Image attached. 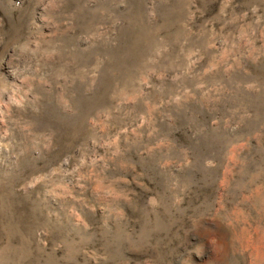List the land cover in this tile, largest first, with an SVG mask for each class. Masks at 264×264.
<instances>
[{
	"label": "rangeland",
	"instance_id": "rangeland-1",
	"mask_svg": "<svg viewBox=\"0 0 264 264\" xmlns=\"http://www.w3.org/2000/svg\"><path fill=\"white\" fill-rule=\"evenodd\" d=\"M0 264H264V0H0Z\"/></svg>",
	"mask_w": 264,
	"mask_h": 264
}]
</instances>
